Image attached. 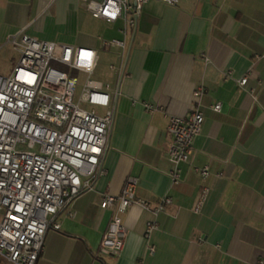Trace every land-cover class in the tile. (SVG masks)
Returning <instances> with one entry per match:
<instances>
[{
  "label": "crops",
  "instance_id": "obj_1",
  "mask_svg": "<svg viewBox=\"0 0 264 264\" xmlns=\"http://www.w3.org/2000/svg\"><path fill=\"white\" fill-rule=\"evenodd\" d=\"M83 9L89 12L80 0H56L50 6L46 0H0V55L13 50L6 40L15 33L91 47L99 54L91 79L109 84L113 98L103 172L57 215L60 229L48 231L37 264H256L264 259V0H180L176 5L149 0L138 17L116 103L122 53L103 49L102 40L122 39L124 24L92 16L101 23L90 28L73 18ZM53 28H65V35L48 34ZM82 32L96 34V40ZM245 76L248 81L240 86ZM79 77L83 84L86 76ZM200 86L205 88L199 99L204 122L190 161L179 166L182 180L173 184L168 118L189 116ZM145 102L159 109L146 111ZM218 102L219 112L212 109ZM205 166L210 175L203 180L195 169ZM131 176L138 179L139 198L155 206L169 195L172 202L156 217L136 205L128 208L122 214L129 229L123 251L102 252L113 216V207L101 208L102 198L118 195ZM204 185L210 194L195 214ZM150 220L158 228L146 239Z\"/></svg>",
  "mask_w": 264,
  "mask_h": 264
},
{
  "label": "built area",
  "instance_id": "obj_2",
  "mask_svg": "<svg viewBox=\"0 0 264 264\" xmlns=\"http://www.w3.org/2000/svg\"><path fill=\"white\" fill-rule=\"evenodd\" d=\"M46 1L50 6L56 0ZM80 1L95 18L123 22L122 39L102 40L103 49L121 50V75L127 38L137 29L139 14L149 0ZM161 1L176 5L180 0ZM6 44L18 54V60L10 74L0 75V256L8 264H37L48 231L60 229L57 215L91 189L103 172L101 161L114 118L113 98L109 84L102 86L91 79L99 61L97 50L22 33L9 35ZM81 74L86 79L77 93ZM247 81L245 76L239 85L245 86ZM204 93L203 86L195 90L189 116L168 118L171 141L167 156L173 165L169 173L173 184L181 182L179 166L194 153V140L204 122L199 103ZM143 105L149 112L159 109L147 102ZM98 108L105 112L99 113ZM212 109L219 112L222 104L215 103ZM195 170L203 180L210 175L208 166ZM137 185L138 179L131 176L118 195L103 196L101 208L113 207V216L100 251H123L129 229L122 214L128 208L136 205L156 217L172 202L166 195L153 206L136 195ZM209 194L210 188L202 186L193 213H201ZM157 228L156 220L148 221L144 237L149 239ZM149 252L154 254V245H149ZM256 264H264V259Z\"/></svg>",
  "mask_w": 264,
  "mask_h": 264
},
{
  "label": "rangeland",
  "instance_id": "obj_3",
  "mask_svg": "<svg viewBox=\"0 0 264 264\" xmlns=\"http://www.w3.org/2000/svg\"><path fill=\"white\" fill-rule=\"evenodd\" d=\"M73 18H74L75 21H78L79 23H84L87 26H89L90 28L95 26L97 23H101L99 20L94 19L92 17L91 13L87 12L85 9H83L80 12V14L74 13ZM47 33L51 34V35L55 34V36L56 35H65V28L61 32L57 31L56 28H53L51 30H48ZM83 34H84V36H87V37L89 35L93 36V39L96 40L97 35L92 33V32H89L87 34L82 32V35H80V36L84 37ZM17 60H18V54L15 51L11 50V49L8 50V51L6 49L5 56H3V54L0 55V72L4 73L6 71H9L11 68H14V66L17 63ZM104 60H106L105 57H103V59H102V67H105V64L103 63ZM80 79H82V78L80 77ZM81 84H82V81L80 80L79 84L77 86V93L80 90ZM1 261L3 262L2 264H7L4 259H2Z\"/></svg>",
  "mask_w": 264,
  "mask_h": 264
},
{
  "label": "water",
  "instance_id": "obj_4",
  "mask_svg": "<svg viewBox=\"0 0 264 264\" xmlns=\"http://www.w3.org/2000/svg\"><path fill=\"white\" fill-rule=\"evenodd\" d=\"M135 34H136V30L133 32V35H132V37H131V43H130V45H129V47H128V50H127V53H126V57H125V61H124V65H123V69H122V72H121V75H120V79H119L118 89H117V91H116V95H115V103H116V99H117V97H118V95H119L120 83H121V80H122V77H123L124 70H125V68H126L127 62H128V57H129L130 49H131L132 42H133V40H134V36H135ZM112 124H113V122H112ZM112 124H111V126H112ZM110 128H111V127H110Z\"/></svg>",
  "mask_w": 264,
  "mask_h": 264
}]
</instances>
